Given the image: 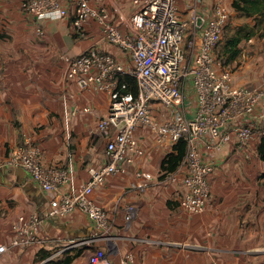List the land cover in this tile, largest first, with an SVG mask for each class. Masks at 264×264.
<instances>
[{
  "label": "crops",
  "instance_id": "0c3cea01",
  "mask_svg": "<svg viewBox=\"0 0 264 264\" xmlns=\"http://www.w3.org/2000/svg\"><path fill=\"white\" fill-rule=\"evenodd\" d=\"M20 1L0 0V244L6 246L0 264H57L75 254L68 264H88L87 254L95 247L110 252L111 264H122L127 257L129 264H264L262 162L248 161L247 149L231 146L206 152L214 164L210 194L201 212H189L179 204L180 178L172 182L169 173L162 176L160 161L172 145L160 144L144 126L134 132L142 154L125 173L107 177L92 192L108 215L109 238L63 249L93 232L91 221L75 210L43 218L38 233L48 238L44 244H11L18 216H42L52 197L22 168L1 165L25 136L40 147L43 165L68 171L69 180L60 187L64 192L85 183L89 167L107 161L106 137L95 133L94 126L107 109L108 94L77 87L66 77L61 57L77 55L96 41L125 61L122 52L102 42L94 20L85 24L87 35L77 38L72 17L35 20L20 9ZM181 1L176 0L180 9ZM224 1L230 7L231 0ZM215 2L204 0L201 9L209 10ZM117 3L124 15L131 14L130 0ZM107 8L114 18L112 6ZM190 91L185 99L189 110ZM257 113H264V99ZM251 147L256 154V146ZM139 170L152 175L144 190L133 186L141 180Z\"/></svg>",
  "mask_w": 264,
  "mask_h": 264
},
{
  "label": "built area",
  "instance_id": "2783aa9c",
  "mask_svg": "<svg viewBox=\"0 0 264 264\" xmlns=\"http://www.w3.org/2000/svg\"><path fill=\"white\" fill-rule=\"evenodd\" d=\"M189 4L183 11L176 0H130L132 12L124 15L117 0L20 1V9L35 20L72 17V33L77 38L87 35L85 24L94 20L102 42L122 52L125 61L96 41L77 55L61 57L66 77L77 87L108 94L107 109L94 126L95 133L106 137L107 161L97 168L89 167L88 180L73 192H64L60 187L69 180L68 171L43 165L40 147L25 136L1 165L22 168L52 197L42 216H18L12 224V245L44 244L48 238L38 233L43 218L63 217L75 210L91 221L93 232L90 238L68 242L63 249L109 238L108 215L92 192L107 177L125 173L134 157L142 154L134 136L138 126L148 128L160 144L185 141V155L168 179L180 178L183 191L179 204L189 212H201L210 194L214 164L205 158L206 152L223 146H256L264 118L257 109L264 90L234 84L231 71L220 67L214 55L231 9L224 0H216L206 11L201 9L204 0H190ZM108 6H112L114 18ZM123 77L135 81V93ZM189 90L193 96L190 110L185 100ZM136 175L141 180L133 186L146 189L152 175L140 170ZM5 251L6 246L0 244V255ZM109 253L95 247L87 254V263L111 264ZM128 259L122 264H129Z\"/></svg>",
  "mask_w": 264,
  "mask_h": 264
},
{
  "label": "trees",
  "instance_id": "16d2710c",
  "mask_svg": "<svg viewBox=\"0 0 264 264\" xmlns=\"http://www.w3.org/2000/svg\"><path fill=\"white\" fill-rule=\"evenodd\" d=\"M230 7L239 17L249 19L251 23L239 24L234 27L232 33L229 34L227 32L223 40L221 38V41L219 42L220 49L217 52V57L223 66L230 65L236 60L240 53L239 45L243 40H248L254 36L264 38V0H231ZM122 80L129 84L130 89L134 93L136 92V84L133 79L123 77ZM259 126L261 134L257 139L255 151L258 159L263 164V171L260 173L259 179L264 187V118L261 120ZM185 151L186 143L183 139H179L176 143L172 144L171 150L165 153L160 161V168L161 171H163L162 176L176 170L185 155ZM75 255L67 256L57 264H68Z\"/></svg>",
  "mask_w": 264,
  "mask_h": 264
},
{
  "label": "rangeland",
  "instance_id": "374dc122",
  "mask_svg": "<svg viewBox=\"0 0 264 264\" xmlns=\"http://www.w3.org/2000/svg\"><path fill=\"white\" fill-rule=\"evenodd\" d=\"M183 3V4H182ZM181 10L187 11L189 3L182 0L180 2ZM243 23H251L249 19L239 17L233 11L230 12V16L225 26L222 40L225 34L233 32L234 27ZM240 53L235 61L230 65L223 66L221 61L217 57V52L220 49V44L215 50V60L220 67L229 69L232 73L234 84L246 85V86H258L264 90V38L251 37L248 40H243L240 45ZM246 159L250 162L255 161L259 163L258 157L255 152L252 151V147H247Z\"/></svg>",
  "mask_w": 264,
  "mask_h": 264
}]
</instances>
